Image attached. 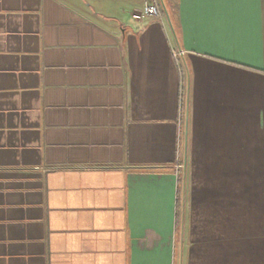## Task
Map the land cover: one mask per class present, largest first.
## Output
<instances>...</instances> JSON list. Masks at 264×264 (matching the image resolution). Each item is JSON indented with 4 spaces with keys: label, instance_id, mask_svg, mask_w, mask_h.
I'll return each instance as SVG.
<instances>
[{
    "label": "crops",
    "instance_id": "0c3cea01",
    "mask_svg": "<svg viewBox=\"0 0 264 264\" xmlns=\"http://www.w3.org/2000/svg\"><path fill=\"white\" fill-rule=\"evenodd\" d=\"M153 1L0 0V264H264V0Z\"/></svg>",
    "mask_w": 264,
    "mask_h": 264
},
{
    "label": "water",
    "instance_id": "95a60500",
    "mask_svg": "<svg viewBox=\"0 0 264 264\" xmlns=\"http://www.w3.org/2000/svg\"><path fill=\"white\" fill-rule=\"evenodd\" d=\"M159 1H160L161 8L163 10V13H164L166 20L168 22V25H169L171 32L174 36V39L176 41L178 50L181 54V58L184 59V54H183L181 45L179 43L178 36L176 33V29H175L174 23L172 21L169 9L167 7L166 1L165 0H159ZM188 134H189V130H188V111H187L186 129H185V149H186V151H187V146H188ZM183 172H184V175H183V205L182 206H183V214H184L185 198H186V182H187V154H185ZM183 234H184V219H183V223H182V235Z\"/></svg>",
    "mask_w": 264,
    "mask_h": 264
},
{
    "label": "built area",
    "instance_id": "2783aa9c",
    "mask_svg": "<svg viewBox=\"0 0 264 264\" xmlns=\"http://www.w3.org/2000/svg\"><path fill=\"white\" fill-rule=\"evenodd\" d=\"M162 8L157 0L153 1L152 3H148L143 8L140 15L136 16V19H143V18H162ZM174 56L177 60H179L180 53L178 51H174Z\"/></svg>",
    "mask_w": 264,
    "mask_h": 264
}]
</instances>
